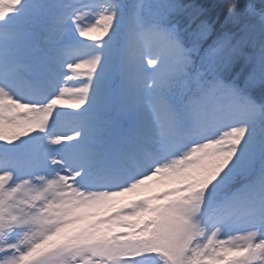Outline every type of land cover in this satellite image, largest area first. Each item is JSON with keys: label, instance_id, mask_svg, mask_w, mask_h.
I'll return each mask as SVG.
<instances>
[{"label": "snow or ice", "instance_id": "6c2138e0", "mask_svg": "<svg viewBox=\"0 0 264 264\" xmlns=\"http://www.w3.org/2000/svg\"><path fill=\"white\" fill-rule=\"evenodd\" d=\"M214 10L0 0V264H264V0Z\"/></svg>", "mask_w": 264, "mask_h": 264}, {"label": "rangeland", "instance_id": "374dc122", "mask_svg": "<svg viewBox=\"0 0 264 264\" xmlns=\"http://www.w3.org/2000/svg\"><path fill=\"white\" fill-rule=\"evenodd\" d=\"M69 86L70 87L71 86H78V84L76 83V81H73ZM162 187L159 188L157 185H154V190L159 191L162 189ZM145 194H148V193H145ZM138 198H139V196H137L135 194H130V195L125 196V197H119V198H117V206H119L120 204L127 205L131 200L138 199Z\"/></svg>", "mask_w": 264, "mask_h": 264}, {"label": "trees", "instance_id": "16d2710c", "mask_svg": "<svg viewBox=\"0 0 264 264\" xmlns=\"http://www.w3.org/2000/svg\"><path fill=\"white\" fill-rule=\"evenodd\" d=\"M198 3H202L204 4L207 9H208V14L210 16L214 15V5L218 2V0H197ZM256 2L258 3L259 0H256Z\"/></svg>", "mask_w": 264, "mask_h": 264}, {"label": "bare ground", "instance_id": "6f19581e", "mask_svg": "<svg viewBox=\"0 0 264 264\" xmlns=\"http://www.w3.org/2000/svg\"><path fill=\"white\" fill-rule=\"evenodd\" d=\"M159 188L162 187L161 185H157Z\"/></svg>", "mask_w": 264, "mask_h": 264}]
</instances>
